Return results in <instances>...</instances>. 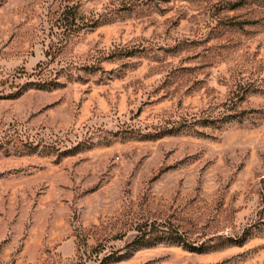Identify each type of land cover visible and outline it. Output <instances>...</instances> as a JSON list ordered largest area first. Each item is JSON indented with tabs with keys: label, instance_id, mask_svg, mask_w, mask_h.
Returning <instances> with one entry per match:
<instances>
[{
	"label": "rangeland",
	"instance_id": "rangeland-1",
	"mask_svg": "<svg viewBox=\"0 0 264 264\" xmlns=\"http://www.w3.org/2000/svg\"><path fill=\"white\" fill-rule=\"evenodd\" d=\"M0 264H264V0H0Z\"/></svg>",
	"mask_w": 264,
	"mask_h": 264
}]
</instances>
